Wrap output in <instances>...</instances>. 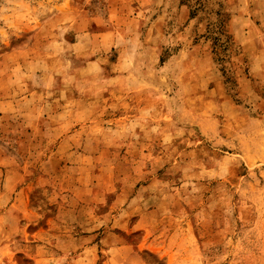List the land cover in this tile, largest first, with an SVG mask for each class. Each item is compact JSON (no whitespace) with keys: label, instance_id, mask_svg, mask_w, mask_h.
<instances>
[{"label":"rangeland","instance_id":"obj_1","mask_svg":"<svg viewBox=\"0 0 264 264\" xmlns=\"http://www.w3.org/2000/svg\"><path fill=\"white\" fill-rule=\"evenodd\" d=\"M0 264H264V0H0Z\"/></svg>","mask_w":264,"mask_h":264},{"label":"trees","instance_id":"obj_2","mask_svg":"<svg viewBox=\"0 0 264 264\" xmlns=\"http://www.w3.org/2000/svg\"><path fill=\"white\" fill-rule=\"evenodd\" d=\"M222 33H223V32H222ZM218 37H219V36H217V37L215 38V40H217ZM218 41H219V40H218ZM219 43H220V44H219L220 47L224 46V49L227 50L228 45H229V40H228V41H224V42L220 41Z\"/></svg>","mask_w":264,"mask_h":264}]
</instances>
